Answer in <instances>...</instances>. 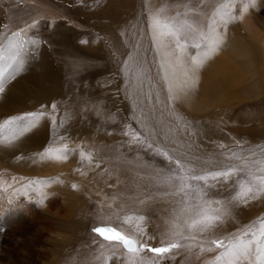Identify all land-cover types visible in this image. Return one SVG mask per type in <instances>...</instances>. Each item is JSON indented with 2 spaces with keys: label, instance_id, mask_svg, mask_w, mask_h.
<instances>
[{
  "label": "rangeland",
  "instance_id": "374dc122",
  "mask_svg": "<svg viewBox=\"0 0 264 264\" xmlns=\"http://www.w3.org/2000/svg\"><path fill=\"white\" fill-rule=\"evenodd\" d=\"M0 57V264H264V0H0Z\"/></svg>",
  "mask_w": 264,
  "mask_h": 264
},
{
  "label": "snow or ice",
  "instance_id": "6c2138e0",
  "mask_svg": "<svg viewBox=\"0 0 264 264\" xmlns=\"http://www.w3.org/2000/svg\"><path fill=\"white\" fill-rule=\"evenodd\" d=\"M19 35V34H16ZM33 43H35L33 41ZM2 58V57H0ZM5 70H0V92L4 91L3 88V76H4ZM39 115H43V112H41ZM37 116V113H28L26 116L16 117V120L20 121H27V124L21 125L18 127V131L22 134L24 132H27L30 128L35 126V118ZM8 123H11V121H8ZM230 171H213L209 172L206 175L197 174L195 170H192L189 178L194 181H204L205 185L207 186L208 178L211 177L212 180H218L220 178H228L230 176ZM75 187V185H73ZM248 192H251L252 189H248ZM217 204L220 202L217 201ZM220 217L218 215H202L201 219L193 220L192 224L193 226L196 224L201 225V230H207V228L212 227L216 221H218ZM92 232L97 234L99 237L103 238L105 241H118L120 242L123 247L130 253L135 252H150L156 255L158 259L164 258L165 254L169 253L171 249L179 247L177 244H169L168 246H150L149 240L154 237H148L147 239H130L126 237L125 235L118 232L115 228L109 227L107 225L105 226H94L92 228ZM139 235L141 237L145 236L144 232H140ZM262 237H264V231L260 234ZM255 236V234H253ZM211 243L215 244L217 248L226 247L227 248V255L231 257L228 264H239V262L246 258L248 255H250V249L249 245L251 241L249 242H241L238 240L235 244H228L227 246L224 244L221 240H213ZM261 257H264V250H261L260 252ZM221 257H217V260H220Z\"/></svg>",
  "mask_w": 264,
  "mask_h": 264
},
{
  "label": "bare ground",
  "instance_id": "6f19581e",
  "mask_svg": "<svg viewBox=\"0 0 264 264\" xmlns=\"http://www.w3.org/2000/svg\"><path fill=\"white\" fill-rule=\"evenodd\" d=\"M110 31V30H109ZM154 31V30H153ZM223 42V41H222ZM160 43V42H159ZM163 43V42H162ZM41 64H43L42 66H44V64L45 63H43V59H42V57H41V62H40ZM36 64H39V62L38 63H36ZM32 69H34L33 67H31ZM45 75V74H44ZM39 130H41V128L39 129ZM5 161V160H4ZM2 162V161H1ZM44 162V161H43ZM246 197V196H245ZM121 245V244H120ZM121 247H122V245H121ZM122 249L123 250H125L123 247H122ZM126 252H128L127 250H125ZM130 253V252H129Z\"/></svg>",
  "mask_w": 264,
  "mask_h": 264
},
{
  "label": "water",
  "instance_id": "95a60500",
  "mask_svg": "<svg viewBox=\"0 0 264 264\" xmlns=\"http://www.w3.org/2000/svg\"><path fill=\"white\" fill-rule=\"evenodd\" d=\"M128 238H130V237H128ZM130 239H132V238H130ZM121 244V243H120ZM122 245V244H121ZM122 247H123V245H122ZM124 248V247H123ZM125 249V248H124ZM126 250V249H125Z\"/></svg>",
  "mask_w": 264,
  "mask_h": 264
}]
</instances>
